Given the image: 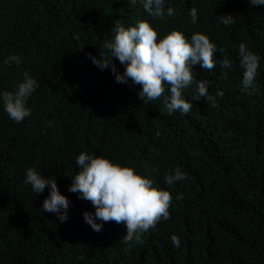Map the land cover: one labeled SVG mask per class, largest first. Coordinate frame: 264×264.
<instances>
[{
	"label": "trees",
	"instance_id": "trees-1",
	"mask_svg": "<svg viewBox=\"0 0 264 264\" xmlns=\"http://www.w3.org/2000/svg\"><path fill=\"white\" fill-rule=\"evenodd\" d=\"M170 2L174 15L152 18L140 0H0V91L14 90L25 72L38 82L21 122L0 105V264H264V6ZM223 14L233 22L219 24ZM141 20L158 38L178 29L216 42V66H194L196 78L209 81L211 101L192 100L189 113L169 115L163 97L142 102L140 85L116 83L110 68L92 63L89 54L100 50L107 58L103 42L114 22ZM241 42L258 57L251 88L242 85ZM12 54L20 64L4 63ZM225 57L229 68L220 67ZM184 95L191 99L192 88ZM82 151L132 166L168 190V219L130 240L123 222L92 230L82 215L95 211L92 203L68 192ZM31 166L55 176L71 202L66 221L40 209L47 186L36 194L23 183ZM176 167L184 179L165 184Z\"/></svg>",
	"mask_w": 264,
	"mask_h": 264
},
{
	"label": "clouds",
	"instance_id": "clouds-1",
	"mask_svg": "<svg viewBox=\"0 0 264 264\" xmlns=\"http://www.w3.org/2000/svg\"><path fill=\"white\" fill-rule=\"evenodd\" d=\"M135 5L137 0H130ZM143 9L152 18L174 15L175 9L170 0H140ZM252 6H264V0H248ZM188 15L192 23L197 22V10L190 8ZM218 23L225 26L233 22L231 14L217 17ZM240 64L243 68L242 85L253 87L258 57L241 42L238 46ZM103 48L107 50V58L101 52L99 57L89 54L94 65L101 70L110 68L116 83L140 85L136 90L139 99L148 103L163 97L162 104L167 113L179 111L187 114L191 111L192 100L211 101L208 93L209 81L197 79L194 66L211 71L216 66L215 53L218 47L215 41L202 32H193L190 36L178 29L158 38V30L148 20L137 21L125 26L114 22L110 33L105 34ZM222 51V50H220ZM123 65L121 72L113 60ZM21 63L18 54H12L4 60L5 64ZM230 60L225 57L220 61L221 68H229ZM167 86V94H165ZM38 87V82L27 72L14 90L0 91V105L9 119L21 122L31 115L28 100ZM189 87L193 90L191 99L184 95ZM217 96L223 95L217 91ZM78 169L71 176L68 192L77 193L78 198L92 203L95 211L85 210L84 221L92 230L100 231L107 221L123 222L126 227L124 239H132L134 235L146 232L154 227L160 219H168L169 206L172 200L170 192L154 186L148 178L136 168L114 161L106 155H93L82 151L75 156ZM42 169L35 166L24 171V184L31 186L36 194L48 187V195L44 198L40 209L43 213H53L60 222L68 219L69 198L61 193L54 175H42ZM184 179L179 167L166 173L164 182L172 185ZM171 242L179 246V238L173 234Z\"/></svg>",
	"mask_w": 264,
	"mask_h": 264
}]
</instances>
